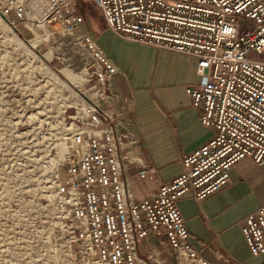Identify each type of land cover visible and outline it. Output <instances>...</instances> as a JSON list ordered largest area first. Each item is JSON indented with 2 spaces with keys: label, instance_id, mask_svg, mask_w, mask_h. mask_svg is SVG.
I'll return each mask as SVG.
<instances>
[{
  "label": "built area",
  "instance_id": "1",
  "mask_svg": "<svg viewBox=\"0 0 264 264\" xmlns=\"http://www.w3.org/2000/svg\"><path fill=\"white\" fill-rule=\"evenodd\" d=\"M85 1L100 11L106 30L116 37L195 60L199 81L186 93L211 136L182 156L178 175L131 201L123 130L132 122L123 121L122 129V113H113L110 105L109 85L120 73L96 39L78 36L87 84L61 105L58 158L44 187L52 225L76 249L69 260L161 264L137 251L141 241L155 236L170 247L175 264H213L192 246L177 203L187 193L202 201L223 190L230 169L244 159L264 175V0ZM73 6L74 0H0V18L17 30L28 21L59 23L63 36H73L84 23ZM4 57L0 70L10 66ZM20 71L26 79V68ZM16 78L10 74L4 81ZM119 110L134 111L133 99ZM138 176L147 178L149 170ZM240 229L250 254H264V204L244 217Z\"/></svg>",
  "mask_w": 264,
  "mask_h": 264
},
{
  "label": "crops",
  "instance_id": "2",
  "mask_svg": "<svg viewBox=\"0 0 264 264\" xmlns=\"http://www.w3.org/2000/svg\"><path fill=\"white\" fill-rule=\"evenodd\" d=\"M97 42L118 67L120 75L109 85L111 111L121 112V122L132 125L123 130L124 174L128 196L138 201L154 192L181 171V158L204 144L211 130L201 126L199 109L193 108L186 93L199 81L194 59L129 43L108 30L98 31ZM125 85H124V82ZM134 111L125 113L131 100ZM147 168L149 176L138 173ZM229 185L197 201L192 193L177 203L192 246L213 264H264V254L252 256L241 234L245 216L264 204V175L250 159L229 171ZM138 253L161 264H175L170 247L155 236L140 242Z\"/></svg>",
  "mask_w": 264,
  "mask_h": 264
},
{
  "label": "rangeland",
  "instance_id": "3",
  "mask_svg": "<svg viewBox=\"0 0 264 264\" xmlns=\"http://www.w3.org/2000/svg\"><path fill=\"white\" fill-rule=\"evenodd\" d=\"M72 9L84 18L73 36H63L59 23L0 27V59L7 53L10 64L0 70V264H72L76 251L52 225L44 187L58 158L61 105L87 84L77 38L88 33L97 40L106 28L92 3L74 0ZM10 74L17 78L5 82Z\"/></svg>",
  "mask_w": 264,
  "mask_h": 264
},
{
  "label": "bare ground",
  "instance_id": "4",
  "mask_svg": "<svg viewBox=\"0 0 264 264\" xmlns=\"http://www.w3.org/2000/svg\"><path fill=\"white\" fill-rule=\"evenodd\" d=\"M6 23V22H5ZM24 24V23H23ZM3 26V21H2V19L0 18V27H2ZM7 26V25H6ZM8 27V26H7ZM18 27H23V25H21V26H18ZM26 27H28L27 25H26ZM24 28H25V26H24ZM34 39H36V38H34ZM38 40V39H37ZM32 41V40H31ZM63 147V146H62ZM61 147V148H62ZM63 154V152H62V150H60L59 151V153H58V155H62Z\"/></svg>",
  "mask_w": 264,
  "mask_h": 264
}]
</instances>
